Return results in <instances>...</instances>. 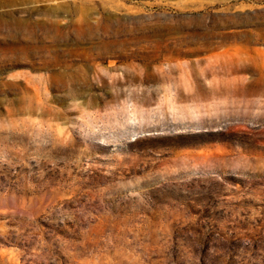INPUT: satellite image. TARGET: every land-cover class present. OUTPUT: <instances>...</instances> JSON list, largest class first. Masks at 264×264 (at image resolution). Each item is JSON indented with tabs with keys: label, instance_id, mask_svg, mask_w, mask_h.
<instances>
[{
	"label": "rangeland",
	"instance_id": "1",
	"mask_svg": "<svg viewBox=\"0 0 264 264\" xmlns=\"http://www.w3.org/2000/svg\"><path fill=\"white\" fill-rule=\"evenodd\" d=\"M0 264H264V0H0Z\"/></svg>",
	"mask_w": 264,
	"mask_h": 264
},
{
	"label": "bare ground",
	"instance_id": "2",
	"mask_svg": "<svg viewBox=\"0 0 264 264\" xmlns=\"http://www.w3.org/2000/svg\"><path fill=\"white\" fill-rule=\"evenodd\" d=\"M88 21L85 19V18H82L81 20H79V26L83 27L85 25H87ZM225 39V38H224ZM229 39V38H228ZM186 39H180L181 42H185ZM226 40V39H225ZM180 43V42H179ZM186 43V42H185ZM173 50V49H172ZM173 52V51H172ZM174 53H177V54H181V49H176L175 48V51ZM230 51L228 49L224 50L222 55H226V54H229ZM223 55V56H224Z\"/></svg>",
	"mask_w": 264,
	"mask_h": 264
}]
</instances>
